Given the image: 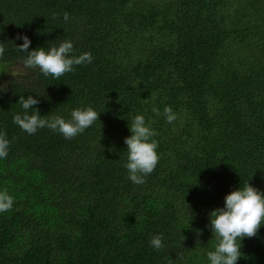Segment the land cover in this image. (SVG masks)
I'll return each mask as SVG.
<instances>
[{
	"label": "trees",
	"instance_id": "1",
	"mask_svg": "<svg viewBox=\"0 0 264 264\" xmlns=\"http://www.w3.org/2000/svg\"><path fill=\"white\" fill-rule=\"evenodd\" d=\"M23 35L92 62L45 76L23 65ZM0 45V190L14 197L0 264H210V212L247 181L264 192V0H0ZM29 95L43 118L90 106L99 119L72 139L28 134L13 117ZM136 115L159 155L140 185L125 167ZM240 251L237 264H264V225Z\"/></svg>",
	"mask_w": 264,
	"mask_h": 264
},
{
	"label": "clouds",
	"instance_id": "2",
	"mask_svg": "<svg viewBox=\"0 0 264 264\" xmlns=\"http://www.w3.org/2000/svg\"><path fill=\"white\" fill-rule=\"evenodd\" d=\"M65 21L69 20L68 13H64ZM23 43L17 48L26 52L22 63L28 69L39 70L45 76L51 75L59 79L66 73L74 71V66L92 62V55L84 52L80 55H73V42L63 40L59 46H52L49 49L39 47L29 51L31 40L26 36H18ZM5 49L0 45V56H3ZM24 109L23 114L13 117V122L28 134H35L38 129L49 128L61 133L65 139H72L87 128L92 126L99 119L92 107L76 108L71 112V118L65 119L60 115L50 118H43L34 105L39 103L32 95L27 98L20 96L19 101ZM35 111L29 114V109ZM167 122L176 120V113L170 106L164 108ZM130 136L126 137L124 143L127 150L128 178L134 184L145 183V177L150 175L158 161L159 155L156 151L158 142L153 139L156 133L146 125L143 115H136L129 123ZM10 141L6 133L0 132V158H6ZM14 204V197L7 189L0 190V213L10 211ZM209 227L215 233L218 243L214 251L207 253L210 264H237L241 254V242L247 238H253L258 234L264 225V192L252 186L248 181L236 190L231 191L224 197V206L216 208L209 214ZM239 241V243H238ZM150 245L155 249L163 246L162 236L154 235Z\"/></svg>",
	"mask_w": 264,
	"mask_h": 264
},
{
	"label": "rangeland",
	"instance_id": "3",
	"mask_svg": "<svg viewBox=\"0 0 264 264\" xmlns=\"http://www.w3.org/2000/svg\"><path fill=\"white\" fill-rule=\"evenodd\" d=\"M4 70H5V67L0 66V75H2ZM9 71L11 72L12 75L15 76V75L21 74L23 72V69L18 64H15V65L10 66Z\"/></svg>",
	"mask_w": 264,
	"mask_h": 264
}]
</instances>
